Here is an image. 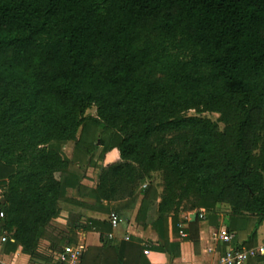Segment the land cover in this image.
I'll return each instance as SVG.
<instances>
[{
  "label": "trees",
  "instance_id": "16d2710c",
  "mask_svg": "<svg viewBox=\"0 0 264 264\" xmlns=\"http://www.w3.org/2000/svg\"><path fill=\"white\" fill-rule=\"evenodd\" d=\"M179 130L189 132L183 148L160 143ZM100 148L90 188L82 177ZM157 172L164 192L149 182L138 223L164 227L174 211L178 232L182 202L204 211L227 203L230 232L257 220L231 247L264 242V0H0L4 252L33 254L60 202L84 204L68 187L113 201ZM110 229L91 222L78 264L144 256L135 240L109 244Z\"/></svg>",
  "mask_w": 264,
  "mask_h": 264
},
{
  "label": "crops",
  "instance_id": "0c3cea01",
  "mask_svg": "<svg viewBox=\"0 0 264 264\" xmlns=\"http://www.w3.org/2000/svg\"><path fill=\"white\" fill-rule=\"evenodd\" d=\"M63 144L65 155L73 157L75 142L66 141ZM101 151L102 148L89 158L88 168L82 177V184L90 188H96L99 183V173L102 169L99 160ZM96 163L100 166L98 173L95 171ZM149 182L157 186L160 195L163 194V183L154 177L136 187L131 196L125 195L113 201L82 198L78 196L77 188L68 187L66 195L70 198L79 199L84 204L74 205L68 202H60L58 214L52 219L46 232L40 236L33 254L23 252L21 248L17 252L5 253L1 235L0 264H67L60 260L61 255L66 251L81 253L86 250L88 247L86 244L87 237L89 236L87 229L91 222L96 221L97 224L101 225L110 223L111 212L123 216L124 222L115 228L111 226L109 232L112 236L108 238V243L114 245L122 240L132 239L145 248L142 257H139V252H134L131 264H221L222 253L227 248H231L232 245V243H226L218 237L222 230H228L231 221L229 219L230 206L227 203L220 206L218 203L211 211H204L186 207L185 203L182 202L177 212L180 222L178 232L174 231L172 222L174 211L166 213L167 219L164 227L159 226L156 220L144 226L136 221V215ZM160 200L161 197L158 202ZM156 204L158 205V203ZM200 213H203L204 218H200ZM158 214L156 207L155 211L153 210V216H158ZM76 221L79 223L76 224ZM233 221L231 225L236 228L239 223L244 226L242 220L240 222L238 220ZM256 223V217L252 216L245 228L233 232L237 245H243ZM159 228L162 234H160ZM181 230L186 233L185 236L181 234ZM75 232L78 235L75 236ZM62 237L64 240H61ZM247 264L259 263L257 259L253 258Z\"/></svg>",
  "mask_w": 264,
  "mask_h": 264
},
{
  "label": "built area",
  "instance_id": "2783aa9c",
  "mask_svg": "<svg viewBox=\"0 0 264 264\" xmlns=\"http://www.w3.org/2000/svg\"><path fill=\"white\" fill-rule=\"evenodd\" d=\"M4 213L0 212V217H3ZM200 218H204L203 213H200ZM109 224H111L112 228L117 227L119 224L124 222L123 216H121L119 213L111 212L109 216ZM181 234L183 236L186 235V233L181 230ZM112 234L109 232L107 233V237L111 238ZM218 237L223 240L226 243H231L234 238V233L228 231V230H222ZM7 240L6 234H3L1 236V242L5 243ZM79 255L80 252H70L66 251V253L61 255L60 260L63 262H66L67 264H78L79 262ZM257 259L259 264H264V242L260 245L254 246L253 248L247 249V248H227L221 255V264H247L249 260L251 259Z\"/></svg>",
  "mask_w": 264,
  "mask_h": 264
},
{
  "label": "rangeland",
  "instance_id": "374dc122",
  "mask_svg": "<svg viewBox=\"0 0 264 264\" xmlns=\"http://www.w3.org/2000/svg\"><path fill=\"white\" fill-rule=\"evenodd\" d=\"M87 114L89 115H96V108L92 107L91 109H89L87 111ZM187 114L189 115H201L203 117H207V118H212L213 120H218L220 113L216 112V111H209V112H205L203 114H198L195 110H191L189 111ZM224 128V124L220 123V129ZM189 137V132L187 130H179V131H175V132H171L170 134H166L162 140L160 141V143H163L164 145L167 144H171L174 146L173 148L180 150L181 148H183L185 146V139H187ZM64 145V144H63ZM95 155V154H94ZM97 173L100 171V166L98 163H96L95 165ZM164 174L163 172H157L156 174H153L154 179L159 180V182L163 181L164 178ZM1 192V191H0ZM191 199L187 200V205H191L193 203V201H190ZM224 205L223 203H220V206ZM79 223L78 221H76V224ZM62 229V228H61ZM60 229V230H61ZM63 231V230H61ZM78 235L75 232V236Z\"/></svg>",
  "mask_w": 264,
  "mask_h": 264
}]
</instances>
